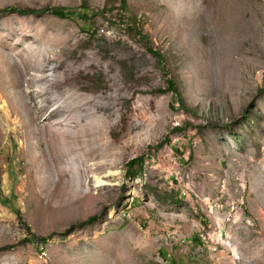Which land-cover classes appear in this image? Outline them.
Wrapping results in <instances>:
<instances>
[{
    "label": "rangeland",
    "instance_id": "obj_1",
    "mask_svg": "<svg viewBox=\"0 0 264 264\" xmlns=\"http://www.w3.org/2000/svg\"><path fill=\"white\" fill-rule=\"evenodd\" d=\"M10 5L0 264H264V0Z\"/></svg>",
    "mask_w": 264,
    "mask_h": 264
},
{
    "label": "trees",
    "instance_id": "obj_2",
    "mask_svg": "<svg viewBox=\"0 0 264 264\" xmlns=\"http://www.w3.org/2000/svg\"><path fill=\"white\" fill-rule=\"evenodd\" d=\"M52 12L53 14L57 15V16H60V17H63V18H68V17H72L74 13L72 12H66L64 8H50V7H45L43 9H36V8H30V7H27V8H21L17 5H10V6H7V7H4V8H0V12H17V13H20V14H35V13H39V12ZM77 16L78 17H86L87 18V13H77ZM170 88L175 91L176 93H179V90L177 89L175 83L170 80ZM131 163L135 162V159L131 160L130 161ZM87 221H84L82 222L83 224H85ZM27 226V229L28 231H30L32 233V230L30 228V226L26 225ZM32 239H38L39 238V235H36V234H33L31 236Z\"/></svg>",
    "mask_w": 264,
    "mask_h": 264
}]
</instances>
